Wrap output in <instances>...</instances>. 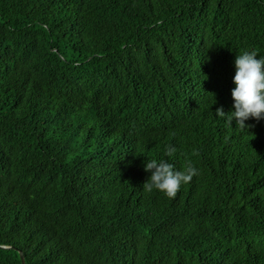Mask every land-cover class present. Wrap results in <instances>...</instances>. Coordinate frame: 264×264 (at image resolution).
<instances>
[{
  "label": "trees",
  "instance_id": "16d2710c",
  "mask_svg": "<svg viewBox=\"0 0 264 264\" xmlns=\"http://www.w3.org/2000/svg\"><path fill=\"white\" fill-rule=\"evenodd\" d=\"M245 50L264 0H0V264H264V119L216 114Z\"/></svg>",
  "mask_w": 264,
  "mask_h": 264
},
{
  "label": "clouds",
  "instance_id": "9594fccd",
  "mask_svg": "<svg viewBox=\"0 0 264 264\" xmlns=\"http://www.w3.org/2000/svg\"><path fill=\"white\" fill-rule=\"evenodd\" d=\"M258 57L256 51H243L235 59L236 74L232 89L234 100L233 111L225 112L223 106L216 109V114L227 118L232 125L233 120L240 129H247L245 121L254 118L264 119V56ZM175 147L168 146L165 155L172 157ZM145 171L150 172V178L143 184L147 192L158 190L168 198L174 199L181 186L192 181L199 174L198 169L189 161L183 170H177L173 163L165 159H151L145 164Z\"/></svg>",
  "mask_w": 264,
  "mask_h": 264
},
{
  "label": "water",
  "instance_id": "95a60500",
  "mask_svg": "<svg viewBox=\"0 0 264 264\" xmlns=\"http://www.w3.org/2000/svg\"><path fill=\"white\" fill-rule=\"evenodd\" d=\"M21 259H22L23 264H25V259H24V255L22 252H21Z\"/></svg>",
  "mask_w": 264,
  "mask_h": 264
}]
</instances>
